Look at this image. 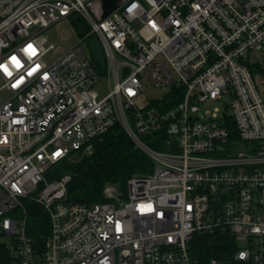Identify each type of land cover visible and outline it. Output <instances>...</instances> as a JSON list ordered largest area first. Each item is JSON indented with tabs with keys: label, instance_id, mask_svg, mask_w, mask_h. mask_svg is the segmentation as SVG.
Returning <instances> with one entry per match:
<instances>
[{
	"label": "built area",
	"instance_id": "2783aa9c",
	"mask_svg": "<svg viewBox=\"0 0 264 264\" xmlns=\"http://www.w3.org/2000/svg\"><path fill=\"white\" fill-rule=\"evenodd\" d=\"M115 3L105 17L104 0H0L5 264H222L191 252L195 236L216 234L236 245L234 261L264 264V0ZM63 20L98 38L102 76L83 40L49 57L41 34ZM252 51L263 60L251 63ZM149 85L165 96L137 106ZM116 124L153 171L125 192L107 186L104 202L68 203L71 176L49 180L48 170L91 154ZM25 200L48 213L41 248L26 232Z\"/></svg>",
	"mask_w": 264,
	"mask_h": 264
},
{
	"label": "trees",
	"instance_id": "16d2710c",
	"mask_svg": "<svg viewBox=\"0 0 264 264\" xmlns=\"http://www.w3.org/2000/svg\"><path fill=\"white\" fill-rule=\"evenodd\" d=\"M83 32V30H81ZM85 32V30H84ZM92 65L99 74L105 73L106 60L92 59ZM172 106V105H171ZM152 147L155 136L144 137ZM152 160L136 147L126 131L119 125L112 126L104 135L94 140L91 154L74 153L69 160L51 167L47 172L49 180L70 175L67 202L71 204L93 205L106 201L105 188L115 185L125 190L128 180L134 175H145L153 171ZM26 232L36 246L41 248L49 234V217L42 205L25 200ZM236 245L226 235L195 236L192 254L204 263L209 258H217L222 264H242L233 260ZM6 245L0 238V264L8 256Z\"/></svg>",
	"mask_w": 264,
	"mask_h": 264
},
{
	"label": "rangeland",
	"instance_id": "374dc122",
	"mask_svg": "<svg viewBox=\"0 0 264 264\" xmlns=\"http://www.w3.org/2000/svg\"><path fill=\"white\" fill-rule=\"evenodd\" d=\"M84 22H81V26ZM85 31L88 32V29L84 28ZM85 33L81 32L77 27L71 24L68 20L60 21L59 23L54 24L49 29L43 31L41 34V38L46 39V45H54V49L50 52L49 57L53 58L59 55L64 50L76 45L81 40L80 48L85 52L92 59L102 60L104 57L102 47L100 42L96 36L85 37ZM249 60L251 63L256 64L263 60V56L260 52L252 51L249 54ZM257 73V70H254ZM101 76L103 74H100ZM257 83L260 86L262 92L264 93V73H259L256 77ZM108 86V79L107 77H103L101 82L99 83L97 89L99 92L103 93L104 90ZM166 92L161 89H156L152 86H147L145 88V92L141 97H139L135 103L137 106L140 104H148L150 99H157L161 100L165 96ZM222 108L223 106L220 105ZM229 116H231V111H227ZM243 146L237 148V150H241ZM112 186V185H111ZM119 191L125 192L120 187L113 185ZM3 239V238H2Z\"/></svg>",
	"mask_w": 264,
	"mask_h": 264
},
{
	"label": "water",
	"instance_id": "95a60500",
	"mask_svg": "<svg viewBox=\"0 0 264 264\" xmlns=\"http://www.w3.org/2000/svg\"><path fill=\"white\" fill-rule=\"evenodd\" d=\"M105 3V14L104 16H108L115 8H116V3L115 0H104Z\"/></svg>",
	"mask_w": 264,
	"mask_h": 264
}]
</instances>
